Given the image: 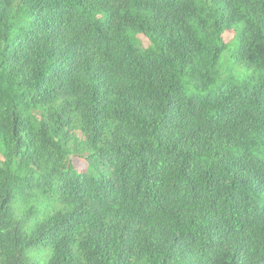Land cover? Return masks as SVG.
<instances>
[{
	"label": "trees",
	"instance_id": "obj_1",
	"mask_svg": "<svg viewBox=\"0 0 264 264\" xmlns=\"http://www.w3.org/2000/svg\"><path fill=\"white\" fill-rule=\"evenodd\" d=\"M0 264H264V0H0Z\"/></svg>",
	"mask_w": 264,
	"mask_h": 264
},
{
	"label": "rangeland",
	"instance_id": "obj_2",
	"mask_svg": "<svg viewBox=\"0 0 264 264\" xmlns=\"http://www.w3.org/2000/svg\"><path fill=\"white\" fill-rule=\"evenodd\" d=\"M231 39H232L231 34H225L224 35V40L226 42L230 41ZM235 62L236 61H233L234 64L232 65L231 71L224 72L225 75H223V77L231 76L237 84L244 83L245 82L244 80L247 78L248 73L243 68L235 67V66H237V64H235ZM76 163H77L76 166H79V167L81 166L80 162H76Z\"/></svg>",
	"mask_w": 264,
	"mask_h": 264
}]
</instances>
